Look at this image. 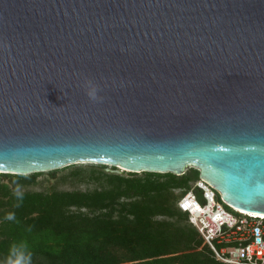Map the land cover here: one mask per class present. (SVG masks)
<instances>
[{
  "label": "water",
  "instance_id": "95a60500",
  "mask_svg": "<svg viewBox=\"0 0 264 264\" xmlns=\"http://www.w3.org/2000/svg\"><path fill=\"white\" fill-rule=\"evenodd\" d=\"M78 163L264 215V0H0V173Z\"/></svg>",
  "mask_w": 264,
  "mask_h": 264
},
{
  "label": "trees",
  "instance_id": "16d2710c",
  "mask_svg": "<svg viewBox=\"0 0 264 264\" xmlns=\"http://www.w3.org/2000/svg\"><path fill=\"white\" fill-rule=\"evenodd\" d=\"M39 175L0 173V258L15 248L30 264H223L178 207L200 179L195 168L181 176L77 168L66 177L94 189L25 190Z\"/></svg>",
  "mask_w": 264,
  "mask_h": 264
},
{
  "label": "built area",
  "instance_id": "2783aa9c",
  "mask_svg": "<svg viewBox=\"0 0 264 264\" xmlns=\"http://www.w3.org/2000/svg\"><path fill=\"white\" fill-rule=\"evenodd\" d=\"M200 192V196L197 194ZM217 190L204 179L179 201V209L223 264H264V215L228 211ZM237 214V215H236Z\"/></svg>",
  "mask_w": 264,
  "mask_h": 264
},
{
  "label": "rangeland",
  "instance_id": "374dc122",
  "mask_svg": "<svg viewBox=\"0 0 264 264\" xmlns=\"http://www.w3.org/2000/svg\"><path fill=\"white\" fill-rule=\"evenodd\" d=\"M77 168H82V169H89V168H97L101 169L104 168L107 171H110L111 167L105 166V165H98V164H92V163H78L74 165H69L63 168H60L58 170L54 171H47V172H42L40 175L37 177V183L33 186H30L28 188H25V190H30V191H51V190H61V191H67V190H75V189H80V190H92L95 188L96 184L92 183H79L76 182V180L66 177L71 174V172ZM188 168L187 170H189ZM124 174H129V172H124L121 175ZM139 175H142V173H138ZM65 177V179H64ZM6 181H8L6 179ZM237 215V214H236ZM1 240V239H0ZM3 258H0V264H8V259H5L4 255L2 256Z\"/></svg>",
  "mask_w": 264,
  "mask_h": 264
},
{
  "label": "clouds",
  "instance_id": "9594fccd",
  "mask_svg": "<svg viewBox=\"0 0 264 264\" xmlns=\"http://www.w3.org/2000/svg\"><path fill=\"white\" fill-rule=\"evenodd\" d=\"M16 195L18 197L22 196V192L20 191L19 187H17L16 189ZM6 219L12 220L14 219V216L12 214H9ZM8 264H30V255L25 254L24 251L13 248L12 258H10Z\"/></svg>",
  "mask_w": 264,
  "mask_h": 264
},
{
  "label": "bare ground",
  "instance_id": "6f19581e",
  "mask_svg": "<svg viewBox=\"0 0 264 264\" xmlns=\"http://www.w3.org/2000/svg\"><path fill=\"white\" fill-rule=\"evenodd\" d=\"M261 215V214H260Z\"/></svg>",
  "mask_w": 264,
  "mask_h": 264
}]
</instances>
